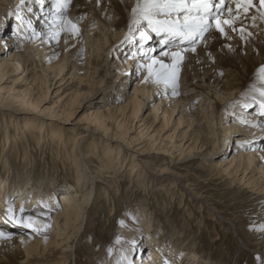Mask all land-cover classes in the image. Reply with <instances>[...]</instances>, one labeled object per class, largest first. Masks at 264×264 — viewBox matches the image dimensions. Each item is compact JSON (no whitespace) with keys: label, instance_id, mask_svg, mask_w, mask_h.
Masks as SVG:
<instances>
[{"label":"bare ground","instance_id":"1","mask_svg":"<svg viewBox=\"0 0 264 264\" xmlns=\"http://www.w3.org/2000/svg\"><path fill=\"white\" fill-rule=\"evenodd\" d=\"M2 1L3 0H0V5L2 4ZM30 1H34L30 3L33 7L31 5L30 7L27 6ZM52 1L53 3H50ZM62 1L63 0H58V3ZM80 1L81 0H77L75 3H79L81 7H79L78 10H70V15L79 21H82V17L86 16L81 31L85 32L88 29H91V27L97 25L101 19H103L101 21L105 23L104 15L109 14L106 25L109 26V28L110 26L114 28L113 31H111L113 35L118 34V29L129 27L132 18L131 8L136 2V0H129L130 3L127 5L125 3H120L122 0H104L102 5L106 10L102 15L100 11L96 9L97 6L95 8L94 3H91L90 1H82L81 3ZM36 2L37 5L35 4ZM55 2L56 4H54ZM228 2L231 4L230 7L232 11L222 17V19L233 20L234 17H237L238 21H242V18L246 17L248 18L246 23H250V29L256 32V34L244 28V22L233 20V24L236 22L234 26L235 30H233L232 27L225 26L226 34L221 35L214 27L212 35L220 36L222 39L224 36H227V38L231 37L236 39L238 45L244 44L249 47L247 55L238 48V59L242 61L244 70L240 69L239 73H242L245 78H255V81H259L260 84L262 81L259 79V69L264 67V16H262L264 8L260 6V0H253L254 7L250 8L245 13L243 9L237 11L235 0H226V4H228ZM15 3L21 7L24 6L25 8L21 14L19 13L22 20L31 18L32 21L31 23H28L26 20L21 22V20L16 18L15 21L18 29L15 28L14 32L16 31L18 35H10L9 33L8 35L0 37V49L7 52V54L0 59V115L2 116L1 119H3L6 124L5 130L0 129V134H5V138L0 137V139L5 142V144L3 143V145L0 146V152L2 153V156L0 153V233L5 234L4 237H0V264H71L74 255L75 261H77L76 258L81 255L79 250L84 247L83 238L88 237V231L84 229L83 231L82 228L85 222L86 213L89 214L90 210H92V204L97 201L108 206L110 202L112 203L115 199L121 198V194L119 193L120 195L118 196V193H116L119 191H117L118 185L116 183V176L112 175L120 170L122 172H128L131 180L136 184H140H135V186L130 188L132 193L136 192L135 189L139 186L149 189L157 183L158 186L156 188L162 192L165 191L164 193L167 196L173 194V198L170 201V205L173 206L171 208L172 210L167 209L168 206L164 205L168 204L160 203L159 200L156 199V208H152L147 200H150L149 198L152 196L155 197V195H159V193L155 195L150 193V197L147 199H132V196L128 195V190L124 196H126L125 199H127L125 201L126 208H131L130 211H128L130 214H126V216L123 217V222L125 224H123L121 228V242L116 249V256L111 264H116L117 259H119L121 255L129 256L134 264H164L165 260L170 264H226L221 260L218 261L213 257L206 258L205 256L207 250L211 248L215 249V251L222 248L225 249V247H227L226 243L235 241L236 237L232 235H228L226 238L221 237L220 231H218L219 228H221V230H229V228L235 230L238 235L237 237L240 238L241 245L249 248L250 244L244 241L241 237L242 235L238 231V224L232 222L230 218L227 219L224 217L221 218V221H218L217 213L219 211L217 212L216 207L210 205V202L207 200H205V203H207L209 207H204V202V205H201V214L203 215L205 209H207V216L200 217L199 215V217H195L191 215L190 217H184L187 219L190 226L186 232L182 229L183 225L179 226V223L176 225V222L170 227L171 233H169V231L166 232L165 227H169L170 223L169 220L165 222L167 217H162L160 210H165L166 212L171 211V216H173L174 210L177 211L175 202H177L178 197L179 208H185L186 206L184 205L190 201V197L193 200L200 199L203 201L199 196H196L197 199L194 198V193L190 187L191 185H189L181 173V171L185 169L182 164H184L187 159H198L208 171L212 172L211 175H215L217 179L221 178L223 175H228L232 179V185L243 186L250 192L264 197V149L263 151L257 150V148L262 147L264 142V119L260 120V116L257 117L255 115L256 112L260 113L261 111L258 102L264 98L260 96L258 89L264 87V82L260 85L252 83V89L254 88L253 90L257 91L254 94L253 92L250 93V96L247 94V98L241 97L243 101L234 105L237 107L236 110L232 108L234 107L233 105L231 106L232 109L230 110L237 111L235 114L238 112L243 114L244 110L246 111L250 109L251 111H249V114L253 112L252 109H255L256 111H254L251 116L255 118L252 123L249 120V115H244L245 119H248L247 121L250 123L249 126L243 125L247 122H243L242 125H240V123L238 124L240 116L241 118L243 117L242 115L239 114V117L234 114L233 117L230 116L229 121L231 123H227L225 127L227 132L225 135V142L232 140V135L235 133L241 135L240 137H237V139H233L234 141H237L235 150L237 152L239 151L240 154L234 151L231 160H226L227 151L222 150L223 152H220L222 147L218 145L219 139L214 138V136L209 137L210 134L204 132V130H207L208 122H205L193 132L195 134L194 137L189 136L186 138L189 134L188 128L185 132L180 134L182 137L181 140H178L179 142L174 141L173 133H176L177 128L183 123V121H185V118L189 117L190 124L199 120L198 116L196 117V111L192 113L191 110H189L194 119L185 115V112L182 111L178 118V122H176L177 127L172 134L167 136L164 134L161 136V131H158L159 128L164 129L165 126L173 121L175 113H179V111H176L179 109L181 101H183L182 103L185 106L186 104H189L190 100L192 101L190 105L195 104L193 103L194 100H200L201 106H205V103H207L206 100L208 99L206 96L204 97L203 94L207 93L210 95L212 93L210 100H212L215 95L221 99V102L219 103L217 101L216 104L217 114L219 115L223 113V110H226L223 105H228L235 99L239 98V96L236 95L238 91L240 92L241 81H238L237 78L239 73H236L235 70L229 68L234 67L235 64L229 56L228 51L221 50L223 49L221 48L222 46L226 49L225 44L222 43L217 45H220L217 52L215 48V51H206L205 55L199 54V56H197L195 52L193 53L189 50V58L195 64L206 60L209 61L211 59L215 61L217 67L213 70H209L205 75H194L193 78L199 77L201 79V82H198V84L194 83V79L188 78L185 84L186 88L181 87L182 89L178 91L180 94L183 91L186 92L188 95L187 97L182 96V93L172 106L169 104V101L173 99L172 97L169 101H165V99L160 100V102L153 108L151 115L148 114L144 118H141V123L138 127L136 126L135 120L138 119V116L144 114L143 110L146 105L149 104L152 99L156 98L159 93H161V95H164L163 92L165 93L164 90L159 89L160 84L153 83L151 80L147 82L145 81V77L148 76V74L136 84L135 89L132 92L135 93V96L130 98L126 106L119 107L118 111L121 112L123 117L120 121H117L118 125L115 133L112 134V138H106V136H110V118L105 111L90 110L86 114L84 121L91 125L89 128L80 126L78 121H73L75 119L74 114L79 111L82 104L89 99L91 95L89 90L92 88H86L83 90L80 85H77L75 89L65 93L68 101L67 104L63 106L59 115L51 114L50 116H44L41 113L39 117L24 116L23 119L26 120L23 122L25 123L24 128L17 130L16 134H14L13 131H11L14 126L6 122L3 118L12 115L11 113H19L18 110L16 111V109L13 108V106L19 107L23 112L25 111V114L36 115V111L32 110L33 108L35 110L39 107V99H41V96L45 98L48 95L50 90L49 82L53 79L57 80V82L60 81L59 86L65 85L68 82L65 87H71V85H73L71 81L73 82L77 79L78 76L76 75L79 69L77 65L79 64L78 60H66L65 56L52 59V56L45 53L48 49L47 47L51 48L54 43L52 40L54 34L51 33L49 35L48 32L46 33V29L44 31V28H46L47 25L55 28L59 25L60 31L68 33L69 37H75V34L69 30L70 25L67 23L68 21H65L63 30H61L60 20L53 21L52 18H49V22H47L46 19H43L46 14L53 17V15L61 13L62 9H58L57 1L43 0L42 3H39L38 0H24V3L21 4V0H15ZM109 3L111 4L109 5ZM50 6H54V8ZM40 8H43V13L40 11ZM144 25L143 28L146 27V24ZM27 28H29L30 31H27ZM59 30L57 29V31ZM79 34H81V32H79ZM36 35L39 36L37 37ZM149 35L151 36V39L144 42L143 50H141V45L138 46V43L141 44L140 41L137 44L135 43V46L139 48L138 53H141V55L144 56L147 55L148 57L146 56L145 59L143 57H141V59L136 58V56H127L123 58V60H129L125 69L128 70L130 75L125 77L126 81L134 74V72H136L137 69L134 71V68H139L141 65L151 63L149 56L151 58L154 53L151 54L152 56L149 55V53H152V50L155 51V54L160 53V55H154L155 58L163 60L166 64H169V60L172 59L169 55L168 60H165V57L161 55L162 52H165L160 51L163 50L162 46H164V44L161 43L163 37L157 36L155 33L151 32H149ZM212 35L210 36L209 41L213 39ZM23 36H31V41H28L29 43H27L29 45L27 49H23L24 44H26L22 39ZM82 38L83 36L78 39L80 40ZM225 39H223V41ZM137 40H139V36ZM176 43L181 42L177 40ZM183 43L188 42L185 41ZM28 49L33 52L32 55L35 59L32 61L28 55ZM97 49L101 51L100 48ZM86 53L88 54V52ZM104 53H107V55ZM108 54L109 50H107V52L103 51L97 53L95 54L94 59L87 58V62L94 64L95 61L101 58L104 59L102 62H105V56L108 57ZM42 56H44L43 59L41 58ZM137 62L139 66L134 65ZM37 65L40 66V69L35 72L33 69ZM130 65H132V67ZM71 68V74L67 75L68 70ZM32 70L33 72L31 75L30 73ZM223 72L226 74L223 76L224 81H221V73ZM19 73L27 75L26 77L29 80L24 89L15 90L11 87L10 89L12 90H7V88L1 84L2 81L8 80L10 77ZM125 75L126 74H119L121 77H124ZM85 76H87L86 73L79 77L82 78ZM12 83L13 85H16V79H13ZM39 88H42L39 95L36 97L32 96L33 91ZM242 90L243 88L241 91ZM222 93H224V95H222ZM213 94L215 95L213 96ZM245 105H249V107H245ZM209 108L211 107H208V109ZM128 109L129 112L126 113ZM160 109H162L161 112L163 115L161 120H163V122L160 126L154 128L156 125L155 122L160 118ZM60 114H66L68 118L64 119V117H60ZM224 116L227 119V115ZM46 123L48 125V130L44 129ZM38 125H44L43 128H41L40 136H38V133L36 134L34 132V128ZM151 128V131H154L153 133L150 132ZM14 129L16 130V128ZM67 129L71 130V132L77 137V139L70 144L64 140V133ZM146 132L148 133L146 134ZM97 135L101 136L97 137ZM249 136L250 138H248ZM12 138L16 140L14 141ZM110 139L111 143H109ZM32 142L34 144L37 142L38 145H35L30 151L28 144ZM91 142H96L97 144ZM208 144H211V148L206 152L202 148ZM6 146H8L7 149ZM51 148H56L58 150L59 157L63 162L68 164L69 171L73 173L71 175L73 176V179H71V186L60 194L61 198H58L59 205L57 204V207H59V210L56 209L57 211L54 213V220L51 222V227H49V224L45 227L46 223H48L46 221L48 220L46 210L41 209L40 212L43 214L40 215L37 210L31 211L28 209L27 213L22 215L25 218L31 217L36 219L37 223L34 225L39 231H34L32 228H21L19 225V220L21 219L15 211L12 212L13 217L16 220L15 223L9 219L6 220L7 216L3 214V211H5L4 209L8 207L12 208V205L15 204V202H17V205L19 206L26 205L25 207L48 204L49 210L47 211L56 208L54 202L58 197L59 191V178H56L58 172H54L56 169H49V171L51 170V173H49L47 169L44 172H37V156L46 154ZM16 149H18L17 152ZM123 150H125V152H123ZM130 150L135 151V153H132ZM114 151L118 152V154H113ZM7 152H14L16 155L13 153L8 155ZM138 155H148L149 158L145 161L142 159L139 160L137 157ZM214 157H218L217 162L216 160L215 162L212 161ZM8 158L10 160H8ZM97 163H99V165ZM155 163L162 165L163 167L160 168L156 166ZM228 163H231L230 166L225 168L224 166ZM233 165H235L236 169L234 172L230 170ZM20 171L24 175V178L13 179L12 177L14 175L16 176V173L18 172L21 173ZM32 173H35L41 180V185H37L38 187L33 185L36 179L32 177ZM99 174H102V176H98ZM176 193L178 195L176 200H174V195ZM114 194L117 196L115 197ZM260 206H263L264 208V203L260 204ZM109 207L110 206H108V208ZM124 209L125 207L123 209L119 208V211H124ZM153 209L155 210V213H153ZM157 210H159V213L156 212ZM136 215L140 216L138 217L141 219L140 222L136 220ZM254 217L257 218H254L250 226H247L249 228L248 233L252 234V242L249 240L252 244V247L250 248L253 250L259 249L264 251V230H262V226H264V209L262 211L259 209L257 213L255 211ZM89 219L90 217H87L86 221ZM199 219L200 223L197 222ZM91 221H88V223ZM208 222H213L212 227L207 228V233L214 236L213 241L211 242L212 245L210 247L205 245L206 247L203 246L199 249L197 246H199L198 242L200 241L197 242L198 245L195 244V239L192 238V233L196 227L202 229L205 227V223L207 224ZM227 222H230L232 225L227 226ZM88 223H86L87 227L89 226L87 225ZM12 226H14V228ZM86 226L84 225V227ZM118 226L119 225H117V227ZM91 227L92 224L89 228ZM11 231L17 232L18 234L13 238H5L7 236L6 232ZM81 231L83 232L81 233ZM91 231L93 232V230ZM80 233L81 236L77 241L78 246L74 249V243ZM101 233L102 232H100V234ZM105 233L107 232L105 231ZM92 235L94 236V233H92ZM111 236L113 235L111 234ZM133 240L136 242L135 245L131 244V241ZM86 241H89L88 238ZM97 245H99L98 249H94V246L92 247L89 245L83 248L85 252L83 251L80 260H85V262L82 264H107L105 260L107 255H109L108 249L106 248L107 243L105 242L106 246L102 242L101 245L98 243ZM222 258L223 257L220 259Z\"/></svg>","mask_w":264,"mask_h":264},{"label":"rangeland","instance_id":"2","mask_svg":"<svg viewBox=\"0 0 264 264\" xmlns=\"http://www.w3.org/2000/svg\"><path fill=\"white\" fill-rule=\"evenodd\" d=\"M56 1L58 3V0H56ZM76 1L77 0H70V3H68L67 8L62 9V11H61L62 14L58 13L56 15H53V17L46 14V15H44L43 19H46L47 22H49L48 21L49 18L50 19L52 18L53 21L60 20V24H61V21H64V23H65V21H71L73 24H76V26L78 27L79 32H81V34H79V32H78L79 35L75 34L74 35L75 37H73V38L69 37L68 33H65L64 31H60L59 25L56 28L49 26V25H47L46 28H44V31L46 29V33L48 32L49 35L51 33L54 34V37H52V40L54 41V43L52 44L51 48L47 47L48 49L45 53L49 56H52L51 57L52 59H56L57 57H60V56H65L66 60H72V61L78 60L79 64H77V65H78L79 69H78V71H77L78 73L76 75L78 77H77V79H75V81H73V82L71 81V83L73 84V85H71V87H65V85H67L68 82L65 85H62V86L60 85L61 87L59 86L60 81L57 82V80L53 79L51 82H49L50 90H49L48 95L45 98L41 96V99H39V107L35 110L33 108V110H32V111H36L35 112L36 115H31L28 113L25 114V111L24 112L21 111V109L19 107L13 106V108L16 109V111L18 110L19 113L18 114L11 113L12 115H9V116L3 117V118L6 120V122H8L9 124H12L14 126V127H12L13 130H11V131H13L14 134H16L17 130L24 128L25 123H23V122L26 121L23 119L24 116L39 117V115L41 113L44 116H50L51 114L59 115V113L63 109V106L66 105L67 101H68V98L65 96V93L71 91L72 89H75L77 87V85H80L83 90H85L86 88H88V89L92 88L91 90H89L91 95H90L89 99H87L82 104V107L79 109V111L74 114L75 119L73 121L74 122L78 121V124L80 126L89 128V127H91V125L89 123H85V121H84L86 114L90 110L105 111L110 118V121H109L110 136L109 135L108 136L105 135V136H106V138H110V137L112 138V134L115 133L117 125H118L117 121H120L123 117L121 115V112L118 111L119 107L120 106H126L127 103L129 102L130 98L132 96H135V93H132V92L134 91L136 84L138 83V81H140L144 76H146L148 74V71L145 67H139L140 69L134 68V71L137 69L136 72H134V74L131 77H129V79L126 81L125 77L127 75H130L128 70L125 69V67L129 63V60H125V59L123 60V58L127 57V56H130V57L136 56V58H140V59H141V57H143L145 59V57L147 56V55L144 56V55H141V53H138L139 48H137L135 46V43L137 44L140 41V40H137L138 36H139V32H140V30L143 29V27L145 25L142 24L140 28H136L134 26L131 33L129 32V27L128 28L125 27L123 29H118V34L113 35L111 33V31H113L114 28H112L111 26L109 28V26L106 25L108 18H109V14H105L104 15L105 23H103L101 21L103 19H101L100 22L97 23V25H95L94 27H91V29H88L85 32H82L81 28H82V24H83L86 16L82 17V21H79L70 15L71 14L70 10H78V8L81 7L79 5V3H75ZM82 1H87V2L90 1L91 3H94L95 8L97 6L96 9H98L102 15H103L104 11L106 10V8L102 5L104 0H81L80 2L82 3ZM32 2H34V1L28 2L27 6L30 7V5H31L30 3H32ZM50 3H53V1ZM120 3H125L128 5L130 3V1L129 0H122V1H120ZM35 4L37 5V2ZM54 4H56V2ZM110 4L111 3H109V5ZM18 6L20 9L19 13L21 14L22 11L25 10L24 6L21 7L20 5H17L15 3V0H3L2 1V4L0 5V37L3 35L4 36L8 35L9 33H10V35H12V34L14 35V33H15V35H18L16 31L14 32L15 28L18 29V26H17L16 21H15L16 15H14ZM31 6L33 7V5H31ZM230 6H231L230 3L227 4L228 8H231ZM50 7L54 8V6H50ZM40 11L43 13V8H40ZM93 12H95V11H93ZM8 13H13V14L9 15ZM228 13L229 12L225 11V13L223 14L222 17L226 16ZM46 17H48V18H46ZM23 20H26L28 23H31V21H32L31 18L30 19L29 18L23 19ZM233 20H237V22L241 21V20L238 21L237 17H234ZM247 20H248V18H246V17L242 18L241 22H244L243 27L246 28L247 30H249L250 32L256 34V32H254L252 29H250L251 28L250 23L249 24L246 23ZM235 24H236V22L234 23V26H235ZM43 27H45V26H43ZM214 27H215V25L213 24V28ZM213 28L209 33L205 34L206 38L204 40H202L196 44V51L197 52L195 51V53L197 54V56H199V54L205 55L206 51L210 52V50H214L215 48H216V52H217V50L220 46V45L219 46H217V45L219 43L225 44L226 49H224V47L222 46L221 48H223V49H221V50H227L228 51L229 56L231 57L232 61H234V64L236 66V67L235 66L234 67L226 66V67L232 68L233 70H235L236 73H239L240 69L243 70V64H242V61H240V59H238V55H239L238 48L240 50H242L245 53V55H247V52L249 51L248 50L249 47L247 45H244V44L238 45V43H236V39H233L231 37L227 38V36L223 37V39L226 38L223 41L222 37L212 35V33L214 31ZM57 29L59 31H57ZM48 30H50V31H48ZM27 31H30L29 28H27ZM54 32L59 33V35L56 36ZM19 35H21V34H19ZM211 35L213 36L212 37L213 39L211 41H209V38ZM36 36L38 37L39 35H36ZM81 36H83V38L79 40L78 38H80ZM126 36H129L130 39L126 40L125 39ZM26 37L27 36H23V38H22L24 40V42H26V44H24L23 49L24 48L27 49L29 47V45L27 43H29L31 41V36H28L27 38ZM139 45H141V44L138 43V46ZM191 47H192V45L184 46V45H178V44L174 43L172 45H166V46L164 45V46H162L163 50H160L161 52L162 51L173 52L174 50H176V51L181 50L183 53L184 61L180 66V73H179V80H178V83H179L178 91H180L182 89L181 87L186 88L185 84H186V81L188 78L194 79V83L198 84V82H201V79L199 77L193 78L194 75H197V76H199V74L205 75L209 70H213L215 67H217L215 61L211 60V59L209 61L206 60V61H202L201 63L195 64L189 58L190 53L188 51L189 50L191 51ZM97 48H100L101 51L98 50ZM107 50H109V54H108V57L105 56V62H102L104 60L103 58L95 61L94 64H91V62L90 63L87 62V58L94 59L95 54L103 52V51L107 52ZM85 51L88 52V54ZM27 52H28V55L30 56L31 61L33 59H35L34 56L32 55L33 52H31L30 49H28ZM45 53H43V54H45ZM6 54H7V52H5L3 49H0V59L3 56H5ZM104 54L107 55V53H104ZM158 54L160 55V53H158ZM158 54H155V51H154V55H158ZM154 55L153 56L151 55V56L155 57ZM164 57H165L164 58L165 60H168V58H169V56H164ZM41 58L43 59L44 56H42ZM149 60H151L150 56H149ZM138 62L134 65L139 66ZM171 63H172V59L169 60V64H171ZM145 65H147V63ZM80 66H82V67H80ZM130 66L132 67V65H130ZM155 67L158 68L159 65H156ZM39 69H40V66L37 65L36 67H34L33 70H35V72H36ZM33 70L30 73L31 75H32ZM66 71H67V69H66ZM71 71H72V68L68 70L67 75L71 74ZM85 73L87 74V76L82 77V78L79 77L81 75L82 76L85 75ZM119 74H122V75L126 74V75L124 77H121V76H119ZM225 74H226L225 72L221 73V75H222L221 81H224L223 76H225ZM0 75H1V73H0ZM21 75H22V77H21ZM38 75H39V73H38ZM26 76L27 75L19 73V74H16V75L10 77L8 80L2 81L1 84H3V86H5L7 88V90H12V89L22 90V89H24V87L29 82V80ZM237 78H238V81L239 80L241 81L240 92L238 91V93H236V95H238L239 98L235 99L234 101H232L228 105H223V107H225L226 110H223L222 114H219V115L217 114V107H216L217 101L220 103L221 99H219V97H217L215 94H213V96L214 95L215 96L212 100H210L212 93L210 95L207 93H204L203 94L204 97L206 96V98L208 99V100H206L207 103H205V106H201L200 100H197V101L194 100L195 101V102L193 101V103H195L194 105H190L192 102L190 100L189 104H186L185 106L182 103L183 101H181L179 104V109L176 111V112L179 111V113L178 114L175 113V115L173 117V121L170 124H168L167 126H165L164 129H162V128L158 129V131H161L160 135L162 136L165 134V136H167V135L172 134L174 132V129L177 127L176 122H178V118L181 115L182 111L185 112V115L190 116V118H192V119H194V117L191 116L189 110H191L192 113H194V111H196V117L198 116L199 120H197L193 124H190V121L188 119L189 117L185 118V121H183V123L177 128L176 133H173L174 134V136H173L174 141L181 140L182 135H180V134L185 132V130H187L188 128H189V134L187 133L188 135L186 138H188L189 136L194 137L195 134L193 132L195 130H197V128H199L202 124H204L205 122H208L207 123V130L205 131L203 129L204 132H208L210 134L209 137L214 136V138L219 139L218 145H220L222 147L220 149V152L222 153L223 152L222 150L227 151L226 160L227 159L231 160L234 151H236L235 148L237 145V141H234L233 139H237V137H240L241 135L235 133L232 135V140H230L229 142H227V141L225 142V135L227 134V132L225 130L226 124L231 123L229 121L230 116L233 117V114H234V115H237L239 117V114H240L243 117L241 118V116H240V120L238 121V124L240 123V125H242L243 124L242 121H243V122H247L246 124H243V125L249 126L250 123H249V121H247L248 119H245L244 115H249L248 116L249 120L252 123L255 120V118L251 117V116L254 113L255 109H252L253 112L250 114H249V111H251V109L246 110V111L244 110L243 114H241V112H238L237 114H235V112H237V111H233L230 109L233 108L236 110L237 107L234 105L236 103H240L243 101L241 97L247 98V94H248V96H250L249 95L250 93L253 92V94H254L257 91V90H253L254 88L252 89V83H255V85L256 84H258V85L263 84V82L259 84V81H255L256 79L253 77L252 78H245V76L242 73H239L237 75ZM13 79H16V85H13V83H12ZM159 84H160L159 89H162L165 91V93L163 92L164 95H161V93H159V95L156 96V98L152 99V101L146 105V107L143 110L144 114L142 116H138V119L135 120L137 127L141 123V121H140L141 118H144L148 114L151 115L153 108L160 102V100L165 99V101H169V99H171V97H172L173 99L169 101L170 106H172L175 104V100L178 97H180V95L182 93H183L182 96H185V97L188 96L186 94V92H184V91L183 92L181 91L182 92L181 94L179 93V95L174 96V95H172L171 86L165 85L164 83H162V84L159 83ZM11 87H12V89H10ZM204 87H206V86H204ZM242 88H243V90L241 91ZM41 90H42V88L35 89L33 91L32 96H34V97L38 96L39 93L41 92ZM222 95H224V93H222ZM232 105L234 107L231 108ZM208 107H211V108L208 109ZM161 110L162 109H160V111H159L160 118H158L157 121L155 122L156 125L154 128H157L163 122V120H161L162 119L161 117L163 115ZM197 111H198V113H197ZM127 112H129V109L126 111V113ZM224 115H227V119L225 118ZM255 115L257 117L260 116L259 117V118H261L260 120L264 119V116H261L260 113H258V112H256ZM1 117L2 116L0 115V127H1L0 129L5 130L6 124H5L4 120L1 119ZM60 117H64V119L68 118V116L66 114H60ZM11 120H12V122H11ZM160 120H161V122H160ZM199 122H200V124H199ZM43 126L44 125H38L37 127L34 128V132L36 134L38 133V136L41 135V128H43ZM47 126L48 125L46 123L44 129H47ZM70 126H73V125H70ZM14 128H16V130ZM134 130H135V128H134ZM151 130H152V128L150 129V132L153 133L154 131H151ZM209 131H211V132H209ZM147 133L148 132H146V134ZM99 136H101V135H97V137H99ZM0 137L5 138V134L4 133L0 134ZM248 138H250V136ZM76 139H77L76 135L73 134L71 132V130L67 129L66 132L64 133V140L68 144H70ZM13 140L15 141L16 139H13ZM3 143L5 144L4 140L0 139V146H2ZM91 143L97 144L96 142H91ZM109 143H111V139L109 140ZM113 144H115V143H113ZM122 144H124V143H122ZM35 145H38V143L35 142V144H34L32 142V143L28 144L29 150L31 151ZM223 147H224V149H223ZM7 148H8V146H6V149ZM26 148H27V145H26ZM210 148H211V144H208V145L204 146L202 149H204L207 152V150H210ZM263 149H264V142H263L262 147L257 148V150L263 151ZM17 150L18 149H16V152H17ZM123 152H125V150H123ZM131 152L135 153V151H131ZM10 153L15 154L14 152H7L8 155ZM236 153H239V151L238 152L236 151ZM113 154H118V152L114 151ZM1 156H2V153H1ZM137 157L139 160L142 159L143 161H145V160H147V158H149L148 155H143V156L138 155ZM37 158H38V165H37L38 171L37 172H39V171L44 172L46 169L48 171H49V169H56L54 172H56V171L58 172V174H56V178H59V180H58L59 191H58V197L56 198V201L54 202V204L56 205L55 206L56 208L53 210H50V211L46 210V212H47L46 214H48V216H47L48 220H46L48 223H46V225L48 226V224H49V227H51L52 226L51 222H53V220H54V213L57 210H59V207H57V204L59 203L58 198H61L60 194L62 192H64V190H66L68 187L71 186V179H73L72 178L73 176H71V175L73 173H71L69 171L68 164L63 162V160L59 157V153H58V150L56 148L55 149L51 148L49 152H47L46 154H43V155H38ZM8 160H10V159L8 158ZM8 160H6V161H8ZM215 160L217 162L218 157H214V159L212 161L215 162ZM97 164L99 165V163H97ZM230 164L231 163H228L224 167L227 168L230 166ZM155 165L160 167V168L163 167L162 165H158L156 163H155ZM182 165L185 167V169L183 171H181V173L184 176V178L186 179V181L189 183V185H191L190 187L192 188V191L194 193V198H196V196H199L201 199H203V201L200 199L199 200H193L188 195L190 197V201H188V203H185L184 206H186V207L185 208H179L180 206H179V201H178L179 197H178L177 202H175L176 206H177V209H176L177 211H175L173 209L174 210L173 216H171L172 215L171 211L166 212L165 210H160L161 211L160 214L162 215V217H167L165 219V222L167 220H169V223H170L169 227H167V228L165 227V231L166 232L169 231V233H171L170 227L173 225V223L176 222V225L178 223H179L178 224L179 226L183 225L182 229L185 230V232H186V230L189 229L190 226H189L187 219L184 217H190L191 215H193L195 217H199V215H200V217L207 216V213H208L207 209H205V212L203 215L201 214V212H202L201 205H204L205 200H207L210 202V205H213L214 207H216L217 212L219 211L217 213L218 214V217H217L218 221H221V218L224 217L227 219L230 218L232 222H236L238 224V228L240 229V230L238 229V231L242 235L241 237L244 239V241H246V243L250 244V247H252L251 246L252 244L250 243V241L252 242V239H251L252 234L248 233L249 228L247 226H250L253 219L255 218L254 217L255 211L257 213V211H259V209H260V211H262L264 209L263 206H260V204L264 203V197L258 196L256 194L250 192L248 189H245L243 186L232 185L231 184L232 179L228 175H223L221 178L217 179L215 175H211L212 172L208 171V169L204 165H202L200 163V161H198V159H193V160L187 159L184 162V164H182ZM233 166L230 169L232 172L236 171L235 165H233ZM57 169L60 171H58ZM49 173H51V170L49 171ZM32 174H33L32 177L34 179H36L35 182L33 183V181H32V183L35 187H38L37 185H41V180L38 178V176H36L35 173H32ZM37 174H43V173H37ZM112 175L116 176V183L118 185L117 191L119 190L116 193H118V196L121 194L120 195L121 198H117V199H115L114 202L109 203L108 206H110L111 209H110V207L108 208V206L104 205L103 203H99L97 201L94 202V204H92L93 206H91L92 210H90L89 214L86 213V217H85L86 223H88V221L93 220L87 224L89 226L92 224V227L91 228H89V226L87 227L86 223L84 222V225L86 227H84V225H83V228H82V230L84 229V230L88 231V237L83 238L84 247L89 245L92 247L94 246V249H98L99 245H97V243L101 245V242H102L105 245V242H106L107 243L106 248L108 249L109 247H111L113 249L112 254L107 255V258L105 259L107 264H109V263L111 264V262L114 260V258L116 256L115 252H116V249L119 245V243H116V241H117L118 237L120 239V234L122 233L121 228H122V225L125 224L123 222V220H124L123 217L126 216V214H130L128 211H130L131 208H126L127 206L125 205V201L127 199H125L126 196H124V194L128 190H129L128 195L132 196V199H134V198H142V199L146 198L147 199L148 197H150L149 196L150 193L154 194V195L159 193V195H155V197L152 196L149 198L150 200H147L148 204L150 203L152 208L153 207L156 208L157 200H159L160 203L162 202L163 204H165V203L168 204V205H164V206H168L167 209H171L173 206V205H170V203H171L170 201L173 198V196H172L173 194L167 196L164 193L165 191L162 192L161 190L156 188L158 186L157 183L154 186H151L149 189H145V188H142L141 186H139L135 189L136 192L132 193L130 191V188L135 186L136 183L133 182V180H131L128 172H122L120 170L119 172H115ZM185 175H186V177H185ZM98 176H102V174H99ZM12 178L13 179L24 178V175L22 174V172L21 173L18 172V173H16V176L14 175ZM33 178H32V180H33ZM227 178H229V179H227ZM136 185H140V184H136ZM177 195H178L177 193L174 195V200H176ZM111 196H112V194H111ZM114 196L116 197L117 195L114 194ZM195 202H197V203H195ZM37 206H42V205H37ZM206 206H208L207 203H205L204 207H206ZM124 207H125L124 211H119V208L123 209ZM163 207H162V209H163ZM88 208H89V206H88ZM27 211H26V213H27ZM31 211H33V210H31ZM153 211H154L153 213H155L154 209H153ZM158 211L159 210H157L156 212L159 213ZM32 216H34V215H32ZM87 217H90V219L88 221H86ZM135 217H137L136 220L138 222L141 221V219L138 218V217H140L139 215H136ZM208 217H209V215H208ZM107 219H108V221H107ZM99 222H101V223H99ZM197 222L200 223V219ZM117 225H119L120 227L118 226L119 227L118 228ZM212 225H213V222H208L207 224L205 223L204 228L199 229L196 227V229L193 231V233H192L193 237L192 238L195 239V241H194L195 244H197V242L200 241V242H198L199 246H197L198 244L196 245L199 249H201L205 245L209 246V247L212 245L211 242L213 241L214 236L207 233L208 232L207 228L212 227ZM228 225L230 226L232 224L230 222H227V226ZM12 227L14 228V226H12ZM22 227H24V226H21V228ZM24 228H26V227H24ZM91 230H93V232ZM110 230H112V231H110ZM83 231H81V233ZM105 231L107 233H105ZM218 231H220V235L223 238H226L228 235H232V236L236 237L235 241L230 242V243H226L227 247H225V249L222 248V249L215 251V249L211 248L212 250L211 249L207 250L205 253L206 258L213 257L214 259H216L218 261L221 260V261L225 262L226 264L227 263L228 264H264V251H261L259 249L253 250L250 247L247 248L245 246H242L240 238L237 237L238 235H237V232L235 230H233L231 228H229V230H221V228H219ZM100 232H102V233L100 234ZM6 233H9V236L7 235L6 237H10V238L11 237L13 238L18 234L17 232H14V231L6 232ZM81 233L79 234V236L77 237V239L74 243V249L78 246L77 241H78L79 237L81 236ZM92 233H94V236L92 235ZM111 234L114 237L111 236ZM87 238L89 241H86ZM97 239H99V240H97ZM94 240H96V241H94ZM120 242H121V239H120ZM94 243H95V245H94ZM96 245H97V247H96ZM82 249L79 250L81 255L78 258H76L78 262L75 261V255H74V258L72 259L71 264H82L85 262V260H80L82 258L83 251L85 252V250L84 249L82 250ZM214 251H215V253H214ZM221 257H223L224 259L223 258L220 259ZM258 257H259V259H257Z\"/></svg>","mask_w":264,"mask_h":264},{"label":"snow or ice","instance_id":"3","mask_svg":"<svg viewBox=\"0 0 264 264\" xmlns=\"http://www.w3.org/2000/svg\"><path fill=\"white\" fill-rule=\"evenodd\" d=\"M42 3L43 0H38ZM24 0H21V4ZM70 3V0H63L58 3V9H66ZM237 11L243 9L246 13L250 8L254 7L253 0H235ZM260 6L264 8V0H260ZM19 6L15 11L16 18L22 21L19 15ZM227 11L231 13V8L226 5V0H136L135 5L131 8V23L129 25V32H132L133 27L140 28L142 24H146V27L140 30L139 40L141 42V50H143L144 42L151 39L149 32L155 33L157 36L163 37L162 44L172 45L177 40L180 42L187 41L192 45L191 51H196V44L206 38L205 34L209 33L213 24L215 30L221 35L225 33V26L232 27L234 24L232 19H222L223 13ZM12 15L13 13H8ZM62 14V13H61ZM264 16V13H262ZM255 19V17H254ZM70 25V31L73 34H78L79 29L76 24L71 21L67 22ZM64 21H61V30H63ZM15 35V33H14ZM56 36L59 33L55 34ZM126 40L130 39L129 36L125 37ZM163 56H171L172 63L166 64L163 60H159L155 57H151V63L147 65H141L139 67H145L148 71V76L145 77V81L151 80L153 83H164L171 86L172 95H179V73L180 66L184 61V56L181 51L162 52ZM159 65V67H155ZM259 79L264 82V67L259 69ZM259 94L264 98V87L258 89ZM259 108L261 109L260 115L264 116V99L259 102ZM249 107V105H245ZM243 123V121H242ZM9 213H12L11 207L8 209ZM23 209H21V212ZM9 220L15 223L13 216H9ZM20 223L26 228H32L34 231H39L32 222L31 217L21 218ZM47 227V225H45ZM264 230V226H262ZM4 233H0V237H4ZM10 238V237H5ZM116 243H120L119 237ZM135 241H131L132 245H135ZM113 249L108 248L109 255L112 254ZM259 259V257L257 258ZM116 264H134L133 260L127 255H121L117 259ZM164 264H168L165 260Z\"/></svg>","mask_w":264,"mask_h":264}]
</instances>
